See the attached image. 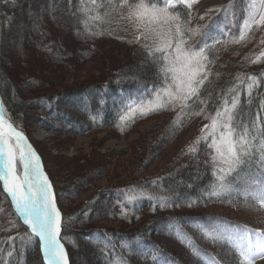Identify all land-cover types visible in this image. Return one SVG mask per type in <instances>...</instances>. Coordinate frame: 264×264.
<instances>
[{"label": "trees", "instance_id": "trees-1", "mask_svg": "<svg viewBox=\"0 0 264 264\" xmlns=\"http://www.w3.org/2000/svg\"><path fill=\"white\" fill-rule=\"evenodd\" d=\"M60 2L53 8L54 0H49L50 12L43 17V28L34 33L39 43L36 48L44 53L45 64L35 70L40 80L25 90L22 84H28L25 75L29 72L24 71L19 79L12 80L1 58L2 40L16 18L18 21L22 0H0V99L10 122L23 131L39 155L53 186L63 220L61 242L69 264L81 253L96 259L95 264H241L232 244L208 233L216 228L226 232L261 228L258 226L263 225L260 215L264 207L251 193L256 182L264 179L262 153L254 150L228 177L232 191L217 190L218 194L211 195L215 182L210 162L212 150L206 142L195 141L201 128L210 124L205 117L215 116L218 108L223 109L225 100L231 107L237 93L239 104L234 110V124L239 131L247 126L250 134L257 137V146L264 141V24H253L245 39H239L241 27L252 11L251 2L226 0L214 7L197 27H193L191 18L193 3L191 9L186 4L172 9L188 27L208 33V79L182 116L178 115L179 106L147 115L129 112L126 105L130 98L146 104L154 98L151 89L158 82L157 67L146 60L139 44L129 42L134 35L132 27L120 20L118 13L102 25L93 22L91 17L96 11L92 0ZM115 2L118 4L119 0ZM96 4L107 6L108 0H96ZM56 10L75 18L69 24V33L50 20ZM90 30H102L104 34L89 36ZM56 36L58 43H62L58 52L54 49ZM201 38L195 36L192 43ZM53 55V61L45 60ZM90 60L96 65L88 78L72 86L58 87L57 81L63 80L64 73H77ZM25 61L30 60L27 57ZM61 64L65 66L63 73L56 70ZM46 67L50 71L55 69L53 74H57L52 79L44 76ZM250 76L258 82L251 94L247 87ZM28 104L34 111L31 120L26 115ZM201 109L202 115L192 114ZM122 115L124 120L120 119ZM145 123L149 125L133 143L128 160L100 154L96 149L88 156L79 155L65 162L60 157L49 160L43 144L33 141L27 128L42 124L53 136L63 133L67 139L99 133L114 138L132 135ZM189 131L187 142L171 161L148 176V168L168 146ZM190 147L196 150L189 151ZM83 172L93 177L94 183L105 178L107 182L94 188L84 200L75 202L76 196L68 193L64 178L77 181ZM87 182L78 184V188H92L94 183ZM132 189L148 195L128 203L125 192L133 194ZM160 197L165 198L163 205ZM96 210L118 225H100L101 215ZM26 232L0 182V264H44L38 241L30 234L26 236Z\"/></svg>", "mask_w": 264, "mask_h": 264}, {"label": "snow or ice", "instance_id": "snow-or-ice-1", "mask_svg": "<svg viewBox=\"0 0 264 264\" xmlns=\"http://www.w3.org/2000/svg\"><path fill=\"white\" fill-rule=\"evenodd\" d=\"M195 0H108V5H97L92 0L96 14L91 17L93 22L104 24L110 22L115 14L119 19L127 21L134 32L130 43L139 44L146 53V60L157 67L158 82L153 84L151 92L154 98L146 104H136L133 98L126 105L129 112H140L147 115L150 112L165 109L180 108L179 116L187 114L191 107L189 101L198 94L208 79L210 63L206 55L208 33H201L200 28L188 27L181 21L179 13L173 12L177 4H186L191 9ZM264 8V3L261 4ZM103 9L101 11L100 9ZM211 11V10H209ZM259 15V19H257ZM203 19V17H201ZM264 24V11L257 12L255 5L241 27L240 40H244L251 26ZM207 27V26H205ZM104 31H89V36L103 35ZM202 38L193 44V38ZM259 59V57L257 58ZM248 91L257 85V80L249 77ZM146 87V86H145ZM204 103V101H201ZM225 100L223 109H217L215 116H206L210 124L201 128V135L195 143H207L212 150L210 162L212 175L215 177L211 195L220 192H230L232 185L228 177L245 163V157H251L253 151L262 153L264 159V141L257 146V137L250 134L245 126L242 131L234 124V110L239 104V93L233 97L231 107ZM204 109L193 115H202ZM121 120L125 116L120 117ZM209 137L211 140L209 141ZM190 147L189 151H195ZM0 182L3 191L11 198V206L16 216L32 237H38L41 251L46 264H68L67 254L61 242L63 220L57 208L53 186L42 170L40 158L32 149L23 131L10 122L7 114L0 105ZM125 192V200L131 203L148 195L143 190ZM264 204V179L258 180L255 190L251 193ZM151 198V197H149ZM162 202L164 197L159 198ZM216 239H227L239 253L241 264H253L257 257L264 258V233H258L255 244L252 243L251 233L247 229L243 233L233 235L223 229H213L208 235ZM10 239H15L10 237Z\"/></svg>", "mask_w": 264, "mask_h": 264}, {"label": "rangeland", "instance_id": "rangeland-1", "mask_svg": "<svg viewBox=\"0 0 264 264\" xmlns=\"http://www.w3.org/2000/svg\"><path fill=\"white\" fill-rule=\"evenodd\" d=\"M225 1L226 0H195V2L193 3L194 9L192 11V16H191L193 21V27H197L206 18V16L210 12L209 10H212L214 7L223 4ZM249 2H251L252 4V10H253V6L255 5V9L257 12L264 11V8L261 7V4L264 3V0H249ZM54 3L56 6H54L53 8H56L58 5L61 4L60 0H54ZM48 4H49V0H22L21 3L22 9L19 14L18 21L16 18L11 29L7 30V37H4V39L2 40L4 41V44L1 46L2 49L1 58L5 62L10 78L12 80L13 79L15 80L17 78L19 79L20 78L19 75L22 72L24 71L29 72V75H25V77L28 78L27 79L28 84L27 85L22 84L23 86L22 89L25 90L26 87L29 88V86L37 82L36 80H40V77L36 75L35 70L36 68H38V66H41V64H45L44 61H42V59H44V53L42 52L41 49L38 50L36 48L37 47L36 44H38L39 46V43H37L36 36L34 35V33L39 32V30L43 28L42 26L43 17H45L47 13L50 12V10L48 11ZM56 12L57 14L55 16L54 15L49 16L50 20L54 24L60 25V27L65 33H69V31H67L69 28V24L72 25L75 22V19L73 22L71 21V18L73 17L67 16L69 19H66L67 17L63 11L58 12V10H56ZM54 17L58 18L59 20L55 19ZM201 17H203V19H201ZM257 19H259V15H257ZM57 29L59 28L57 27ZM70 30H71V26H70ZM214 33L216 34L218 33V31H215ZM224 33L228 36L227 31H224ZM53 41H55L56 44L54 49L58 52L62 43L60 42L58 43L57 36L56 39ZM210 41H213V39ZM40 47H42V44L40 45ZM74 51L75 50L73 49L72 53H74ZM27 57L31 62L29 61L27 63L25 61ZM45 60L53 61L54 55L51 57H46ZM61 65L60 66L57 65L56 70L62 72L65 66L64 65L61 66ZM95 65L96 63L93 60H90L86 62L85 66H83V68H81L79 72L64 73L63 80L61 82L57 81L58 87L60 85L72 86L78 84L79 82H82V80H85L90 76V72H92V69L94 68ZM49 68L52 69L53 67H49ZM45 71L46 73L44 76H46L47 80L52 79L53 75L57 74V73L53 74V72H56L55 69L50 71L46 67ZM49 73L51 74V76H48ZM23 97L24 99H26V96ZM133 100L136 104H139V100L137 99H133ZM27 108L29 109L26 112V115H28V118H30L29 120H31L33 118L32 114L34 112L32 105L27 106ZM148 125L149 123H145L140 129H138V131H136L132 135H127L125 137H114V138H106L101 133H99V134H89L84 136H76L72 139H67L66 134L64 136L63 133H58V134L56 133L57 135L53 136V134L49 132L42 124H38V125L33 124L34 127L29 126L27 128L28 131L31 132L32 140L38 142L37 144H41V143L43 144L44 146L43 148L46 149L47 159L51 160L52 158L60 157L62 158V161L65 162L66 160H71L79 155L88 156L89 154H91V151L93 149H96V151L100 154H114L118 157H122L123 159L128 160V157L130 156V149H132L131 147L133 143L139 140L140 136L146 130ZM189 133L190 131L184 134V136L181 139L174 141L172 144L168 146L164 154H162L148 168L146 172L148 176L156 174L160 168H162L164 165H167L171 161V159L178 152L179 148L187 142L190 135ZM78 179L79 180H77L78 181L77 182L72 178L71 179H66V177L64 178V182L66 183V186H68V193H71V195L74 194L76 196L75 202L84 200L85 198L88 197V195H90V193L94 191V188L103 186L107 182V178H105L94 183L95 180H93V177L90 178L89 174H85V172L80 174V177H78ZM87 180L89 183L90 182L94 183L92 188L89 189L78 188V186L81 183L86 182ZM253 189L254 188L248 189L247 193H250ZM262 205L264 207V204ZM99 211L100 210H96L95 213H98ZM99 213L101 215V212ZM260 217L262 219L263 225L258 227L261 228H252L249 230L247 229L248 232L251 233L250 239L253 244H255L258 238H260L258 237L257 234L264 233V212L260 215ZM100 221H102V223L101 224L98 223V224L106 227L108 226L116 227L118 225L117 222L110 221L109 218H107V214L103 216L101 215ZM244 231H245L244 228L233 229L227 233L236 235L239 233H243ZM224 240L228 241L227 239ZM94 262H96V259H91L85 254L81 253L76 257V259H73L72 264H76V263L95 264ZM253 264H264V258L261 257L255 258Z\"/></svg>", "mask_w": 264, "mask_h": 264}, {"label": "water", "instance_id": "water-1", "mask_svg": "<svg viewBox=\"0 0 264 264\" xmlns=\"http://www.w3.org/2000/svg\"><path fill=\"white\" fill-rule=\"evenodd\" d=\"M36 153V152H35ZM37 154V153H36ZM40 163H41V160H40ZM41 167H42V163H41ZM43 169V168H42ZM7 194V193H6ZM26 228H27V226L26 225H24ZM38 240H39V238L38 237H36ZM41 254H42V257H43V253H42V251H41ZM43 259H44V257H43ZM43 262H44V264H46V262H45V260H43ZM68 264H69V262H68Z\"/></svg>", "mask_w": 264, "mask_h": 264}, {"label": "bare ground", "instance_id": "bare-ground-1", "mask_svg": "<svg viewBox=\"0 0 264 264\" xmlns=\"http://www.w3.org/2000/svg\"><path fill=\"white\" fill-rule=\"evenodd\" d=\"M74 19H75V18H71V21H73V22H74ZM37 143H38V142H37ZM45 262H46V261H45Z\"/></svg>", "mask_w": 264, "mask_h": 264}]
</instances>
